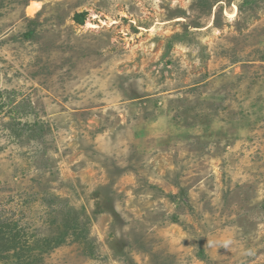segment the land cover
Segmentation results:
<instances>
[{
	"label": "rangeland",
	"instance_id": "obj_1",
	"mask_svg": "<svg viewBox=\"0 0 264 264\" xmlns=\"http://www.w3.org/2000/svg\"><path fill=\"white\" fill-rule=\"evenodd\" d=\"M0 264H264V0H0Z\"/></svg>",
	"mask_w": 264,
	"mask_h": 264
},
{
	"label": "bare ground",
	"instance_id": "obj_2",
	"mask_svg": "<svg viewBox=\"0 0 264 264\" xmlns=\"http://www.w3.org/2000/svg\"><path fill=\"white\" fill-rule=\"evenodd\" d=\"M40 10L39 2L33 1L31 2L30 7L28 8L29 13L33 16ZM229 16V15H228ZM234 17V16H233Z\"/></svg>",
	"mask_w": 264,
	"mask_h": 264
},
{
	"label": "trees",
	"instance_id": "obj_3",
	"mask_svg": "<svg viewBox=\"0 0 264 264\" xmlns=\"http://www.w3.org/2000/svg\"><path fill=\"white\" fill-rule=\"evenodd\" d=\"M77 18H79V17H77ZM79 22H81V23H82V22H83V20H81V19H80V21H79Z\"/></svg>",
	"mask_w": 264,
	"mask_h": 264
}]
</instances>
